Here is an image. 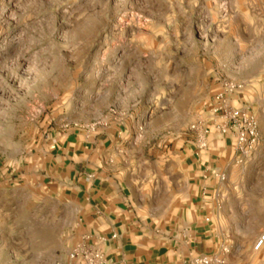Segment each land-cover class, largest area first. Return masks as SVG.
Masks as SVG:
<instances>
[{
    "label": "rangeland",
    "instance_id": "obj_1",
    "mask_svg": "<svg viewBox=\"0 0 264 264\" xmlns=\"http://www.w3.org/2000/svg\"><path fill=\"white\" fill-rule=\"evenodd\" d=\"M234 81L261 135L236 172L264 174V0H0V264H65L79 242L76 213L26 173L49 135L120 123L170 156ZM256 233L233 264H264Z\"/></svg>",
    "mask_w": 264,
    "mask_h": 264
},
{
    "label": "crops",
    "instance_id": "obj_2",
    "mask_svg": "<svg viewBox=\"0 0 264 264\" xmlns=\"http://www.w3.org/2000/svg\"><path fill=\"white\" fill-rule=\"evenodd\" d=\"M225 83L243 105L245 84ZM207 141L201 150L189 132L182 151L154 159L125 124L78 125L49 135L26 173L70 206L77 246L102 250L106 264H194L218 255L233 264L222 248L254 244V230L255 238L264 234V174L236 172L232 137L213 127ZM65 264L82 263L67 256Z\"/></svg>",
    "mask_w": 264,
    "mask_h": 264
},
{
    "label": "built area",
    "instance_id": "obj_3",
    "mask_svg": "<svg viewBox=\"0 0 264 264\" xmlns=\"http://www.w3.org/2000/svg\"><path fill=\"white\" fill-rule=\"evenodd\" d=\"M237 87L224 83L223 91L216 94L209 104V117L200 120L191 127L199 139V149L208 148V135L214 127L221 138L232 137L234 139L233 165L237 167L247 166L258 152L260 147V128L258 117L248 108L235 105L234 93ZM224 178V176H222ZM264 247V234L259 238L255 250ZM222 254L230 253L227 247L222 248ZM73 261H81L82 264H106L102 250L88 243L79 244L70 254ZM222 256L198 257L194 264H223Z\"/></svg>",
    "mask_w": 264,
    "mask_h": 264
}]
</instances>
